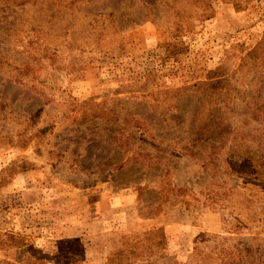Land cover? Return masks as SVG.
<instances>
[{
  "label": "rangeland",
  "instance_id": "rangeland-1",
  "mask_svg": "<svg viewBox=\"0 0 264 264\" xmlns=\"http://www.w3.org/2000/svg\"><path fill=\"white\" fill-rule=\"evenodd\" d=\"M262 21L264 0H32L0 13V259L52 264L50 256L62 248L58 242L69 237L65 219H124L129 211H110L116 191L128 194L125 205L137 207L134 191L113 188L137 171L124 169L116 182L105 176L119 159L107 161L117 150L97 127L79 118L85 100L119 96L132 111L163 127L162 113L142 95L171 87L178 90L177 113L202 110L199 92L230 101L234 116L226 121H240L250 130L253 121H260L264 130V55L252 51L263 39ZM47 55L58 67L48 64ZM72 55L80 65L75 74L65 68ZM190 85L195 87L185 89ZM39 107L36 126L48 128L35 137L29 114ZM223 149V158L236 161L233 148ZM23 159L35 167L13 173L20 166L11 167L12 162ZM167 161L176 182L193 192L217 181V175L189 157L167 153ZM231 179L234 191L224 200L227 209L214 211L221 217L224 211L236 215L242 198L243 184ZM151 195L169 223L188 217L181 216L184 205L173 191ZM185 209L191 212L189 222L205 221L197 219L196 210ZM177 229L165 234L169 253L182 262L200 231L222 233ZM83 237L84 264H102L104 255H111L109 261L117 257L105 248L104 236L93 242L87 232ZM33 256L45 258L39 263L28 258Z\"/></svg>",
  "mask_w": 264,
  "mask_h": 264
},
{
  "label": "trees",
  "instance_id": "trees-1",
  "mask_svg": "<svg viewBox=\"0 0 264 264\" xmlns=\"http://www.w3.org/2000/svg\"><path fill=\"white\" fill-rule=\"evenodd\" d=\"M28 1L32 0H0V13L12 5L18 6ZM33 48L40 49L35 46ZM252 51L257 56L264 55V35ZM45 57L48 64L58 67L52 55ZM76 59L72 55L65 66L70 74L79 70L80 65H76ZM193 87L195 86H185V89ZM176 91L178 90L171 87L157 88L142 95L143 101H149L154 109L162 113L159 119L163 127L157 125L150 117H143L135 110L132 111L130 105L119 96L109 97L101 102H83L79 118L86 120V124L91 127H97L99 134L112 142L117 150L107 161L116 157L119 159L117 158L112 168L107 170L105 176L116 182L124 169L135 167L137 173L134 177L113 188H129L134 191L137 198L136 208L142 217H152L156 214L154 197L151 194L157 196L164 190L173 191L187 209L222 211L228 205L224 202L225 198L234 191V187L230 185L233 181L231 178H236L240 182L238 185L243 184L242 198L238 200L239 209L236 215L222 212V233L200 231L201 237L195 236L188 258L184 262L169 253L168 239L163 228L159 227L148 230L141 237L129 235L123 249L110 263L264 264V130L258 127L261 122L253 121L255 128L252 130L249 125H238L240 121L228 122L226 120L229 115L232 113L234 116V110L227 106L229 100L226 102L220 97L211 100L195 91L202 110L191 111L187 115L177 113L174 111L179 97ZM41 111L42 107H39L29 114V118H33V127H37L35 137H42L48 128L47 125L36 126ZM196 112L200 115H196ZM230 140L232 142H229ZM225 145L234 149L233 157L236 161L223 158ZM167 153L193 159L210 175H217L215 183L218 186L211 179L209 184H205L208 188L198 193L179 185L168 164ZM14 166L20 168L13 173L35 167V163L23 159L21 163L13 161L11 167ZM225 189L227 191H224ZM209 191L214 195L209 194ZM58 243L62 248L50 256L49 260L55 259L51 261L52 264H82L85 246L80 238L65 237ZM28 258L40 263L45 257H41V260L34 256ZM2 262L13 264L0 259V263Z\"/></svg>",
  "mask_w": 264,
  "mask_h": 264
},
{
  "label": "crops",
  "instance_id": "crops-1",
  "mask_svg": "<svg viewBox=\"0 0 264 264\" xmlns=\"http://www.w3.org/2000/svg\"><path fill=\"white\" fill-rule=\"evenodd\" d=\"M263 25H264V21ZM260 22V23H262ZM260 26H262L260 24ZM116 197V202H113L111 204L110 211L118 212L123 211L124 209L128 212L126 217L124 219H109V222H106L105 219H65L67 221V230L70 232L67 236L69 237H78L81 240L85 239L83 235L85 232L88 233L90 242H93V238L104 236L106 240L103 242H108L109 245L105 248L111 249L110 251H113L112 253L118 254L119 251H121L125 245V238L129 235H138L137 233H142L143 235L152 228H163L164 232L172 234L176 228L180 232L187 231L190 232L191 230H194L196 228H204L208 231L213 232H219L222 230V217L217 212L209 211V212H194L200 217L197 219H205L204 222H197L193 224L192 222H189L187 219L190 218L189 210H186L184 207H180L181 209V216L185 217V219L180 220L178 223H169L164 218V215L161 214L160 211H157L156 214L152 217H142L139 215L136 206L133 207L130 205H125L123 200H126V196L128 194H120L119 192H115L114 194ZM113 196V195H112ZM183 212V214H182ZM100 213V212H99ZM189 214V215H188ZM205 214V215H204ZM203 215L204 217H202ZM99 217L101 218L102 215L100 213ZM194 219V218H192ZM64 223V222H63ZM72 225V226H70ZM153 226V227H151ZM88 228V230H87ZM91 229V230H90ZM85 231V232H84ZM84 232V233H83ZM108 232V233H107ZM107 233V234H106ZM142 236V235H141ZM98 239V238H97ZM95 239V240H97ZM109 251V252H110ZM87 249L85 250L84 255L86 254ZM105 254L106 251L104 252ZM102 256V255H101ZM111 255H104L102 258V264H109V258ZM114 256V255H113ZM85 262L82 261V264Z\"/></svg>",
  "mask_w": 264,
  "mask_h": 264
}]
</instances>
